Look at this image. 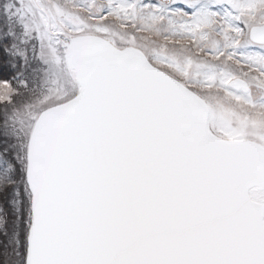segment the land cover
Segmentation results:
<instances>
[{"label": "snow or ice", "instance_id": "1", "mask_svg": "<svg viewBox=\"0 0 264 264\" xmlns=\"http://www.w3.org/2000/svg\"><path fill=\"white\" fill-rule=\"evenodd\" d=\"M0 264H264V0H0Z\"/></svg>", "mask_w": 264, "mask_h": 264}]
</instances>
